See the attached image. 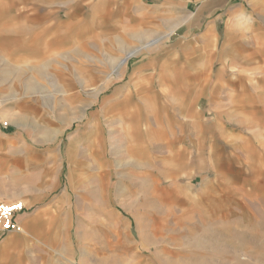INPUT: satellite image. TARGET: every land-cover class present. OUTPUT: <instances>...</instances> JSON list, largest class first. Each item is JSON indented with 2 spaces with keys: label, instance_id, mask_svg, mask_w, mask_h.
<instances>
[{
  "label": "rangeland",
  "instance_id": "obj_1",
  "mask_svg": "<svg viewBox=\"0 0 264 264\" xmlns=\"http://www.w3.org/2000/svg\"><path fill=\"white\" fill-rule=\"evenodd\" d=\"M247 70L259 84L264 0H0V154L27 150L0 175L28 223L4 264H264V93L239 85ZM220 114L227 138L207 128Z\"/></svg>",
  "mask_w": 264,
  "mask_h": 264
},
{
  "label": "crops",
  "instance_id": "obj_2",
  "mask_svg": "<svg viewBox=\"0 0 264 264\" xmlns=\"http://www.w3.org/2000/svg\"><path fill=\"white\" fill-rule=\"evenodd\" d=\"M23 46H25V47H23ZM27 47H29V46L26 45V44L23 45V43H22L21 46H20V49H18V50L16 49V52L20 56H22V51H25V48H27ZM27 51H30V49L27 50ZM132 55H133V53H129L128 55H126V57L122 59L121 63L124 64L129 59V57H131ZM256 69L259 70V68H256ZM219 72H221V71H219ZM195 74L202 75L203 78L206 79L205 80V82H206L208 80L206 77L209 76V81H210V77L212 79V77L214 75V72L212 71V69L210 70V72H209V69L208 68L204 69L203 68V64H201L198 68H196ZM244 74L245 75L243 76V82L239 81L240 82V84H239L240 86H242V84H244V86H245V88H243V90H246V91H249V92L254 91V90H257L260 93H264V72L260 75L261 78H260L259 84H257V83L254 84L253 83V77H251V74L252 73L250 71L247 70V71L244 72ZM203 78L196 85L197 87L195 88V90L202 92L205 89H207L208 87H210L209 89H210L211 92L232 91L234 89L233 85L231 83H229V80H226L225 82L224 81L223 82L220 81L218 83L217 82L216 83L213 82V83H210V84L208 83V84L205 85V84H203ZM106 84H107V82H104L101 85H99L95 89V92H100L106 86ZM116 91H118V89ZM1 99L3 100V102H5V99H3V98H1ZM248 101H249V99H248ZM261 105L264 107V99L262 100ZM222 114H220L219 117H217L216 119H214V121H212L213 123H211L212 125H209L207 128H210L211 127L213 130L214 129H220V131L222 132V137H226L227 138L228 136L232 135V133L230 132L231 129H229V127L227 128V127L223 126L226 119L222 116ZM6 116L9 119L5 118L3 120L7 121L8 122L7 127H10V123L11 124L13 123L12 122L13 121L12 114H7ZM225 116H227V114ZM2 129H4V128H2ZM60 132H61V130H60L59 127L57 128V127L53 126L50 122H47L45 124V128H44V132L43 133L45 135H47V136L50 135V136L56 137ZM0 135H2V134L0 133ZM4 136H6V135H3L0 138L1 139L0 140V143L2 144V146L3 145H11V143L13 142V140H10L11 138L4 137ZM15 138L17 139V136H15ZM215 139H216V135L213 133V131H212V133H208L207 136H206V139L203 138L204 147H205L206 144H208L210 142L212 143L211 145H213L214 144L213 141ZM228 143H229L228 140H227V142L225 141V146H228ZM12 148H14V147H12ZM12 148H11V146H7L8 153L7 154H5V153H1L0 154V175L1 174L2 175L7 174V172L9 171L10 163H13V162H21V160H17L16 157L14 159H11V156H12L13 153L20 154L22 151L27 152V150L25 149V147L19 146L18 148H16V147L14 149H12ZM208 155H210V152H209ZM211 155L214 158L216 154L213 153V152H211ZM223 166H224V169L222 171L228 172L229 171L228 160L223 163ZM212 169H213V171H216L217 170L216 163H213L212 164ZM0 198H2L3 200H5L7 202L21 201L23 203V200H21V197L19 196V194H16L14 192H11L10 189H7L6 186H3L2 188H0ZM34 219H38L39 220V216H38L37 213H35L34 216L32 218H30V221H32ZM26 221H27V219L26 220L23 219L18 224H20L21 226L25 225V227H28V223ZM26 230L28 231L27 228L26 229H21L20 232L24 234V233H27ZM18 232H10V233H7L5 235V237H4L5 240L0 243V264H4L5 263L6 257L8 255V253H13V254L18 253V249H16L17 247H15L17 245L14 244V243H12L10 241V239L13 240V239L16 238L15 233H18ZM17 240L19 241V239H17ZM19 242H21V239H20ZM13 245H15V246L13 247ZM19 245H21V244H19Z\"/></svg>",
  "mask_w": 264,
  "mask_h": 264
},
{
  "label": "built area",
  "instance_id": "obj_3",
  "mask_svg": "<svg viewBox=\"0 0 264 264\" xmlns=\"http://www.w3.org/2000/svg\"><path fill=\"white\" fill-rule=\"evenodd\" d=\"M3 102L0 99V110ZM8 122L0 119V128L7 127ZM24 204L21 201L7 202L0 198V235L21 230L16 217L24 211Z\"/></svg>",
  "mask_w": 264,
  "mask_h": 264
}]
</instances>
